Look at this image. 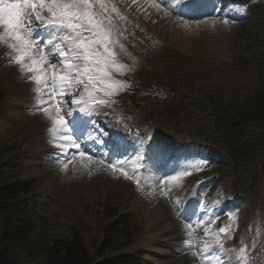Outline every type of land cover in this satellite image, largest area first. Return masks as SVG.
Here are the masks:
<instances>
[{
    "label": "rangeland",
    "instance_id": "obj_1",
    "mask_svg": "<svg viewBox=\"0 0 264 264\" xmlns=\"http://www.w3.org/2000/svg\"><path fill=\"white\" fill-rule=\"evenodd\" d=\"M93 4L99 11L97 0H93ZM106 6L109 9L107 14L112 17L116 28L119 29L113 34V39L118 41L116 44L118 62L123 65L127 63L128 67L126 65L125 70L132 68L137 70L141 82L153 80L163 86V90L156 95L151 93L141 104L130 106L131 113L137 116V119L131 120V124L140 125L139 129L143 133L152 136L167 133L179 139L190 135H192L190 137L195 135V139L196 136L213 139L209 126L211 123L208 122L207 125L205 117L209 114L207 113L209 109L200 108L196 102L210 93H215L216 97L221 94L225 100H231L244 95L254 85L259 86V76L253 61H246L254 56L263 59L261 54L264 51V28L260 16L264 15V0H250L240 5L247 12L251 10L252 16L248 19L243 21L222 19L217 28L222 31L221 41L224 43H220L222 51L216 53V49L206 50L205 43L200 41L205 50L196 54L191 48L179 49L168 39L158 40L151 36L152 34H147L146 28L140 26L138 20L132 17L130 10L124 9L119 1L106 0ZM113 7L116 12L111 11ZM141 20L144 21L143 18ZM120 45H123V48ZM7 48L10 47L0 43V79L15 81L13 85L20 86L24 98L20 104L13 106L7 118L0 122V136L15 134L19 129L17 126L22 123L21 113H25L27 115L25 117H29L31 123L36 122L37 130H40L34 132L33 129L34 133L28 136V141L23 140L27 132L20 131L15 137V142L22 143L25 155L16 167L6 166L4 173L5 179L12 175L34 177L38 180L39 191L42 192L39 206L27 215L33 226L31 240L17 246L23 255H26L23 260L30 264H44L45 257L42 253H37V249L47 240L65 236L74 224H78L85 232L88 247L93 251L98 243L95 233L103 221L98 214V205L107 201L127 204L129 209L136 213L133 220L135 227H140L141 224L146 227L144 214L147 198L142 197V185H136L134 191L135 182L126 178L121 183L122 175L119 172L105 169L98 171L80 163L71 165L64 161L65 159L60 161L57 168L52 165V160L57 155L56 150L62 143L53 140L46 143L42 141L49 138L51 131L46 119L52 122L54 118H58V114L53 109V103L45 99L43 103H49V111L47 109L43 118L38 115L40 111L36 105L43 104L41 100L44 97L36 91L30 96V92L24 87H31L36 83L27 79L17 64L9 62L13 49L10 48L12 52L9 54ZM113 70L120 71L115 67ZM50 71H54V66L52 69L48 68V73ZM138 100L136 98V101ZM169 103L176 109L178 106L180 109L185 107L187 111H193V114L185 115L184 110L185 114L181 115L179 121L173 117L166 118L170 113L164 110ZM27 112L36 116H31ZM61 130L58 128L54 134L68 146L67 137L60 133ZM187 130L190 131L189 135L184 132ZM191 149L195 157L191 160L192 169L187 171L190 174L179 173L175 184L181 188H189L193 180H198L199 186L196 190L201 204L210 198L214 200L218 197H227L229 194L226 186H229L232 192L241 193L239 195L243 201L236 206L232 203L230 205L232 209L227 210L237 211L231 220L234 238L228 239L227 253H236L231 250H239L242 245H248L249 261L256 260L258 264H264V143L260 145L254 164L248 173L244 174L228 173L231 162L225 153L217 155L218 162H207L203 159L205 151ZM4 159L2 157V160ZM168 183L173 182L169 180ZM154 187L158 188L155 192L158 200L164 205L162 214L173 222L169 217L172 214L176 215V208H179V205L169 201L168 194H160L157 183L148 190L149 196L154 195L152 194ZM132 198L134 201H131ZM184 235L191 238L189 231ZM136 237L137 235L133 238ZM209 237L207 234L203 241H207ZM144 239L141 245L143 248L153 251L157 249L156 241L150 240L147 235ZM122 243H125V238L116 239L113 243L114 249L120 248ZM150 254L145 253L142 264H197L193 263L189 256L183 261L174 255L169 260L161 261L158 258L150 259ZM235 259L236 257L233 261Z\"/></svg>",
    "mask_w": 264,
    "mask_h": 264
},
{
    "label": "snow or ice",
    "instance_id": "obj_2",
    "mask_svg": "<svg viewBox=\"0 0 264 264\" xmlns=\"http://www.w3.org/2000/svg\"><path fill=\"white\" fill-rule=\"evenodd\" d=\"M97 2L99 11L94 7L93 0H15V2L0 0V28H2L0 43L13 49L9 62L17 64L22 72L30 74L26 78L36 83L37 91L40 86L48 87L50 89L48 95L52 103L59 105L64 94L75 92L82 85L84 92L79 99L71 101L73 105L99 101L101 106H110V102L99 97L98 93L101 89L97 88V84L106 82L103 89L105 96L109 93L118 94L126 86V82L112 77L114 67L120 70L126 69V65L118 62L116 51L118 41L113 39V34L119 29L116 28L112 17L107 14L109 9L103 0ZM188 3L189 0H183V5ZM111 11L117 10L113 7ZM120 47L123 48V45ZM53 60L61 65V69L59 73L49 74L48 68L54 66ZM57 96L59 100L55 99ZM85 97L88 99L86 100ZM37 110L47 111V108L40 104ZM84 111L83 107L75 109L77 113ZM87 114L93 113L88 111ZM72 115V112L67 113V116ZM84 124H94V121L80 122L75 119L67 121L65 116L61 115L54 118L52 131H57L59 128L74 133ZM87 136L95 139L91 133ZM79 139L76 137L68 142L75 149L73 156L79 155L84 158L86 150L80 147ZM100 142L103 143L102 140ZM112 143L115 146L116 142ZM87 159L91 160L92 157L88 155ZM139 159L142 160L143 157ZM109 167L120 170L126 178H132L124 170L120 157H117L116 163L109 161ZM184 174L190 173L185 170ZM137 183L139 184V181ZM200 219L203 220V217ZM215 219L217 218H213L208 223H214ZM189 223L191 224L190 221ZM213 238L216 243L212 254H204L208 264H211L212 260L216 264H231V257L226 262L219 253L228 251L223 247L222 238H234L233 226L224 225L217 230ZM205 246L207 247V244ZM231 251L237 252V264H258L256 260L249 261L248 245H242L239 250Z\"/></svg>",
    "mask_w": 264,
    "mask_h": 264
},
{
    "label": "trees",
    "instance_id": "obj_3",
    "mask_svg": "<svg viewBox=\"0 0 264 264\" xmlns=\"http://www.w3.org/2000/svg\"><path fill=\"white\" fill-rule=\"evenodd\" d=\"M259 68L264 75V69H262L261 65H259ZM229 106H233V108H231L227 116L218 115L217 123L222 127L223 139L233 147L239 148L243 132L245 131L244 124L251 122L253 119L264 121V93L248 96L245 101L230 103ZM249 116L250 119L246 120ZM29 184L26 181L14 180L0 187V264H30L23 260L26 255H23V252L17 247L21 243L28 241L31 230L29 222L22 221L19 217L20 210L26 206L25 200L23 198L18 199V194L22 190L27 192ZM13 210L17 213V217H13ZM110 213H112V210L107 211L106 216H111ZM118 222L114 221L111 225L109 224L108 236L112 234ZM110 240V238L106 237V240L99 247L98 253L103 252L104 247L109 245ZM39 252L45 257L44 264L90 263V254L84 237L76 228L72 229L69 237L57 239L51 244H44ZM138 263L137 257L123 255L100 264Z\"/></svg>",
    "mask_w": 264,
    "mask_h": 264
},
{
    "label": "bare ground",
    "instance_id": "obj_4",
    "mask_svg": "<svg viewBox=\"0 0 264 264\" xmlns=\"http://www.w3.org/2000/svg\"><path fill=\"white\" fill-rule=\"evenodd\" d=\"M151 2L150 0H139L136 9V14L140 15V17L142 16L144 20H146L145 22L149 23V25L146 27L147 29L150 28V24H157L153 31V34L155 36L159 38H168L169 40L174 41L180 47H192L194 51L201 48V46L198 44V42L200 41H203L205 43L207 50H215L217 48L218 50L222 51L223 48L221 44H224L221 41L222 31L221 29H217L214 26L215 24L219 25L218 23H216L215 21H210L209 23L207 21H201L196 24L195 21L194 23H192L194 25L196 24V26L194 27L186 19L171 16L167 14L166 11L160 12ZM215 3V0L207 1V5L211 6V8L215 7ZM124 4L127 6V8H132L131 4L128 5V0H124ZM138 8L145 9L140 10ZM199 8H202V6H199ZM202 13L206 14V11H200L196 18ZM165 25L167 26L166 29L164 28ZM205 25H207L208 28L204 30ZM152 146L155 149L158 148L156 139L153 141ZM161 149L162 152L165 151V147H161ZM75 158L76 157L74 156V160ZM150 164L151 163L149 162L147 165ZM162 208L163 207L159 203H156L151 199H146L145 211L148 212L151 220L155 222L152 227L153 231L155 232L153 235H157L161 232L162 229H168V222L162 219L163 214L161 215L160 213V211H162ZM159 220L160 223L157 224V221Z\"/></svg>",
    "mask_w": 264,
    "mask_h": 264
}]
</instances>
